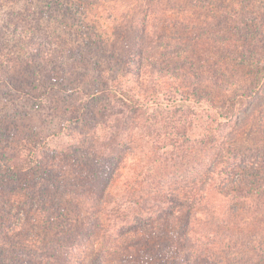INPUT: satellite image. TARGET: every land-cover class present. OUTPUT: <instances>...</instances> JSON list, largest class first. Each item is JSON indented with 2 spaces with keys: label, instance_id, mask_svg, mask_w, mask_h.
Wrapping results in <instances>:
<instances>
[{
  "label": "rangeland",
  "instance_id": "1",
  "mask_svg": "<svg viewBox=\"0 0 264 264\" xmlns=\"http://www.w3.org/2000/svg\"><path fill=\"white\" fill-rule=\"evenodd\" d=\"M206 1L193 7L190 0H0V167L2 161L31 165L38 158L62 184L60 193L47 190L48 212L54 215L51 201L62 199L68 207L62 222L73 227L69 234L61 233L60 220L46 222L44 207H33L30 191L39 193L32 184L38 177L32 166L0 169V239L18 223L24 228L10 235L23 240L31 235V219L37 218L41 227L36 233L46 238L45 244L57 255L69 250L70 261L64 264H74L72 252L83 240L91 242L89 229L105 220L98 208L105 211L109 169L105 160L96 163L91 145L105 139L108 117L115 111L105 96L106 82L114 75L131 83L127 62L135 51L138 58L154 62L155 72L165 65L175 68V62L187 73L200 67L203 88L217 96L239 95L255 86L256 61L264 63V49L251 43L246 50L249 40H239L230 30L236 16L248 12L252 28L264 31V1ZM184 46L194 47L185 51ZM242 51L247 61L241 62ZM198 124L195 137L204 131L206 117ZM150 139L137 132L130 148L116 149L120 176L112 191L118 198L151 168L156 150ZM238 144L250 156L264 150L259 120L241 132ZM15 187L21 192L12 197L8 189ZM9 200H17L16 205ZM174 220L176 226H166L152 238L157 252L166 254L156 264L179 262L174 250L164 248L186 218ZM139 261L140 255L121 264Z\"/></svg>",
  "mask_w": 264,
  "mask_h": 264
},
{
  "label": "trees",
  "instance_id": "2",
  "mask_svg": "<svg viewBox=\"0 0 264 264\" xmlns=\"http://www.w3.org/2000/svg\"><path fill=\"white\" fill-rule=\"evenodd\" d=\"M190 3L197 7L200 0ZM235 22L230 32L239 40H249L245 41L246 50L251 43L264 49V31L252 28L248 12L236 16ZM192 47L184 46L183 50ZM245 52L239 53L241 62L247 61ZM137 53L129 55L127 62L131 83L114 75L106 82L105 96L115 111L108 117L105 139L91 145L96 163L105 160L109 166L105 172V211L98 208L105 220L89 229L91 242L83 240L81 247L71 251L73 263L121 264L140 255L138 264H156L154 260L166 254L157 252L159 245L152 238L166 226H176L172 220L180 217L186 218L181 230L164 245L175 251L178 264H264V150L250 156L238 144L239 135L254 120L260 121L264 132V63L256 61L258 81L252 89L222 97L203 88V79L197 76L200 67L187 73L175 62V68L165 65L155 72L154 62L142 55L138 58ZM204 117L206 127L195 137L194 128ZM137 132L151 138L156 153L150 159L151 168L131 181L136 187L130 184L125 188L129 192L118 198L112 191L120 176L115 151L130 148ZM36 159L39 162L31 161V165L28 161L25 165L2 161L0 169L32 166L38 176L32 184L39 193L34 196L30 191L33 207H44L41 218L46 222L60 220L57 229H66L61 233L69 234L73 227L62 222L68 209L62 199L51 201L54 215L47 208V190L52 187L60 193L62 184ZM8 192L14 197L21 191L15 187ZM8 202L14 206L17 200ZM22 214L18 215L21 220ZM135 215L140 219L133 218ZM31 221V235L23 240L10 234L24 224L5 230L6 239H0V264L70 261L69 250L61 254L57 250V255L45 244L46 238L36 233L41 227L37 218ZM68 239L72 240V235Z\"/></svg>",
  "mask_w": 264,
  "mask_h": 264
}]
</instances>
